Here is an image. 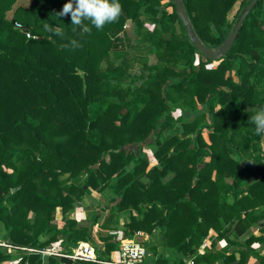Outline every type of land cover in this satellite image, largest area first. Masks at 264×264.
I'll return each mask as SVG.
<instances>
[{
	"label": "trees",
	"instance_id": "trees-1",
	"mask_svg": "<svg viewBox=\"0 0 264 264\" xmlns=\"http://www.w3.org/2000/svg\"><path fill=\"white\" fill-rule=\"evenodd\" d=\"M66 2L0 0V221L7 244L23 253L17 264H102L22 249L50 248L60 234L66 235L62 245L69 243L65 250L86 241L109 259L119 241L96 239V218L86 226L64 217L52 224L58 208L65 214L89 189L108 187L116 196L111 209L130 210L124 237L160 228L168 250L152 247L157 262L185 264L190 255L194 264H247L256 237L240 236L257 223L264 241V150L250 121L264 106L258 86L264 84V0L220 59L198 50L175 3L166 10L161 0H119L116 22L97 30L85 21L92 31L81 36L70 15H57ZM250 2L184 5L196 36L216 48L238 21L229 19L231 11L238 5L235 16L241 17ZM128 20L141 36L136 46L157 57L143 76L129 73L127 59L111 61L112 53L126 50ZM45 25L59 26L64 35ZM72 40L81 46L73 48ZM176 109L194 115L176 117ZM145 147L153 148L155 163ZM212 230L232 250H217L214 239L199 253ZM256 255L264 264V255ZM11 258L0 244V264Z\"/></svg>",
	"mask_w": 264,
	"mask_h": 264
},
{
	"label": "rangeland",
	"instance_id": "rangeland-1",
	"mask_svg": "<svg viewBox=\"0 0 264 264\" xmlns=\"http://www.w3.org/2000/svg\"><path fill=\"white\" fill-rule=\"evenodd\" d=\"M173 3L174 0H161V8L166 9V10H172L173 8ZM238 5H236L234 7V9L231 11L230 15H229V19L232 21H236L239 20L240 17L235 16L236 12L238 10ZM147 19V18H145ZM237 22V21H236ZM129 25V29H128V33L126 35V38L123 42V47L126 48V50H122V51H117L116 53H112L113 55H111V61L114 63H120L123 62L124 59L129 60L128 64H129V73L136 76H143L146 74L147 69L145 67V65H151L154 64L155 62H157V57L155 55V53L149 50L148 47H139L136 46L138 43V40L140 39V34L138 33V30L136 28V26L130 24V22L128 23ZM146 27H150L152 28L154 26V22L152 21H146ZM235 26V25H234ZM234 28V27H233ZM177 30L178 32H182V27L177 23ZM122 48V47H120ZM121 50V49H120ZM198 58H201V56H199ZM218 62L214 63L217 64ZM108 65V61H104L102 63L103 67H106ZM131 80V78H126L125 83H129V81ZM138 84L141 83V81L139 80L137 82ZM259 88L264 89V84L263 82H259L258 83ZM205 111V109L201 106L200 107V112ZM174 115L176 117H180V116H184L185 117H192L194 114L192 113H184L183 110L181 109H176L174 110ZM204 136L206 139H208L209 137V128H205L204 129ZM260 143H261V148L264 150V137H260L259 138ZM145 152H146V157L149 159V161L153 164L155 163V158L153 156V148H149V147H145ZM80 179L83 181L85 179V176L80 177ZM116 196L113 194V190L111 187H108L105 191L101 192V191H97L94 189H89L82 198H77V200L74 202V207L69 210V212L67 213H63L61 211L60 208H58L54 214V220L52 221V224H55L57 220L63 219V217L65 219H72L76 221L77 225H89L91 224L95 218H96V222L93 223L92 227H93V236L96 239H99L100 235H104V236H109V238L113 239V240H117L119 241V237L121 235H124V232L126 230V223L129 222L130 220V210H126L123 212H114L111 209L112 205V198H115ZM232 200V199H231ZM103 224H106V227H103ZM213 234L215 235H210L209 237L206 238L205 242H204V246L203 247H199L198 250H207L208 248H212L211 247V241L212 239H214L216 237V232L214 230ZM6 228L4 226V223L0 221V244L4 245L5 243H7L6 239ZM59 237L61 238L60 241L58 242H54L51 247L52 248H60V249H65L67 246H69V243L65 246L62 245V241L66 240V235H59ZM244 235L240 236V240L241 238H243ZM142 240H144L147 248H148V252L149 255H147L148 257L145 259V261L142 264H149V257L151 258H155L157 260L156 257H158V255L154 254V251L152 250V247H157V250L159 253H167V248L164 245V237H163V233H161L160 228H157L155 231H153L152 234H147L146 237L141 238ZM100 240V239H99ZM101 241V240H100ZM66 242V241H65ZM221 244V243H220ZM224 245L226 243H223ZM227 250L228 248L231 250V246L229 244H226ZM50 247V248H51ZM103 249L105 247H102ZM216 248V247H215ZM199 251V252H200ZM8 252L10 254H12V258L6 262V264H17L21 257L23 256V253L20 251H17L14 248H8ZM202 253V252H200ZM174 257V256H173ZM190 255H188L187 257L183 258L184 259V263L186 264L189 259H190ZM155 260V262H157ZM5 263V262H4ZM166 264H175L173 259L170 260V262L166 263Z\"/></svg>",
	"mask_w": 264,
	"mask_h": 264
},
{
	"label": "clouds",
	"instance_id": "clouds-1",
	"mask_svg": "<svg viewBox=\"0 0 264 264\" xmlns=\"http://www.w3.org/2000/svg\"><path fill=\"white\" fill-rule=\"evenodd\" d=\"M121 14L122 5L119 0H67L57 13L60 17L70 15L71 25L81 29V36L85 33L90 34L92 31V28L85 21L90 22L97 30H102L106 24L116 22ZM44 27L56 35H64L59 26L45 25ZM71 45L73 48L81 46L76 40H72ZM250 121L255 126V134L258 137H264V106L254 110V115L250 117Z\"/></svg>",
	"mask_w": 264,
	"mask_h": 264
},
{
	"label": "built area",
	"instance_id": "built-area-1",
	"mask_svg": "<svg viewBox=\"0 0 264 264\" xmlns=\"http://www.w3.org/2000/svg\"><path fill=\"white\" fill-rule=\"evenodd\" d=\"M15 26L25 32L28 38L35 37L30 29L25 27L24 24L16 21ZM125 27H129L128 23ZM119 36L123 37L124 33H120ZM143 237L145 238L146 234L141 230L137 231L131 237H124V235H121L119 237V247L118 249L112 251L109 259L99 258L94 245L86 241H79L75 246L71 247L70 251L60 248L36 249L22 247V249L33 252L36 251L42 255H53L70 258L72 260L91 261L102 264H142L148 257L147 255H149L148 248L144 240L141 239ZM4 245L8 246V248H12L10 244L5 243ZM187 263L194 264V260L190 258Z\"/></svg>",
	"mask_w": 264,
	"mask_h": 264
},
{
	"label": "water",
	"instance_id": "water-1",
	"mask_svg": "<svg viewBox=\"0 0 264 264\" xmlns=\"http://www.w3.org/2000/svg\"><path fill=\"white\" fill-rule=\"evenodd\" d=\"M258 0H251L249 5L246 7L244 13L241 15L239 20L237 21L236 25L232 29V31L229 33L227 38L224 40V42L216 47L213 48L211 46H208L204 44L195 34L194 28L192 26V23L188 17L185 5H184V0H174L175 3V8H176V13L179 16V18L182 20L187 34L189 37L193 40L195 46L198 48V50L206 57L209 59H220L224 57L231 49L234 44L235 39L238 36V33L249 15V13L252 11L254 6L256 5ZM131 23V20H128L127 23Z\"/></svg>",
	"mask_w": 264,
	"mask_h": 264
},
{
	"label": "crops",
	"instance_id": "crops-1",
	"mask_svg": "<svg viewBox=\"0 0 264 264\" xmlns=\"http://www.w3.org/2000/svg\"><path fill=\"white\" fill-rule=\"evenodd\" d=\"M228 200H229V202H233L234 199L232 196H230ZM261 221L264 222V219H262ZM260 230H261V225L255 223L254 225H252L250 227V229L248 230V233H246L244 235V237L241 238V241L242 240L244 241L247 237L248 238L250 236L256 237V239L250 244V247H248L249 256H248V263L247 264H259V257L256 254L264 255V241H261L259 239V236L262 235ZM211 235H215V234H213V231H211ZM214 239L216 240V249L217 250H221L222 252H225V253H227L229 251V248L227 250L228 246L226 245V244H229L228 239H224V238L218 239L217 236ZM214 239H212V240H214ZM223 243H226V244L224 245ZM200 252H203V250H201ZM156 255H158V254H156ZM158 257H159V255H158ZM158 257H156V258H158ZM148 259L150 261L149 264H165V263L155 262V260H156L155 258L153 259V258L149 257ZM3 264H6V263H3ZM46 264H47V262H46ZM61 264H66V263H61ZM186 264H189V263H186Z\"/></svg>",
	"mask_w": 264,
	"mask_h": 264
}]
</instances>
